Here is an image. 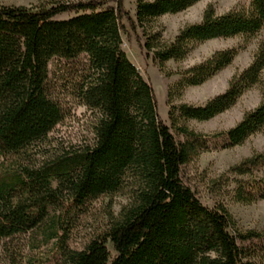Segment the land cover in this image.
<instances>
[{
  "label": "trees",
  "instance_id": "16d2710c",
  "mask_svg": "<svg viewBox=\"0 0 264 264\" xmlns=\"http://www.w3.org/2000/svg\"><path fill=\"white\" fill-rule=\"evenodd\" d=\"M198 1L135 0L134 14L124 0H48L36 9L0 3V241L10 245L13 263L264 264V231H240L224 204L204 205L184 180L185 166L201 153L264 134V40L224 92L202 105L171 104L170 125L122 48L123 37L133 35L163 69L202 42L264 29V0H250L246 9L223 14L207 5L199 22L169 41L153 30L159 17ZM62 13L73 15L55 19ZM240 49L216 50L178 71L168 101L228 66ZM253 86H262L261 102L229 129L206 135L186 125L224 112ZM70 100L94 113V138L52 150L49 134ZM227 174L215 191L231 188L241 203L264 199V151ZM123 189L130 202L106 231L81 249L68 246L70 227L89 205ZM37 233L50 244L44 257L24 253Z\"/></svg>",
  "mask_w": 264,
  "mask_h": 264
},
{
  "label": "rangeland",
  "instance_id": "374dc122",
  "mask_svg": "<svg viewBox=\"0 0 264 264\" xmlns=\"http://www.w3.org/2000/svg\"><path fill=\"white\" fill-rule=\"evenodd\" d=\"M48 0H0L2 4L24 5L29 8H39L46 5ZM250 0H199L192 6L175 14H165L153 22V30L161 31L164 40H171L178 30L186 24L197 23L201 20L204 9L211 4L217 14H223L231 10L246 9ZM126 8L134 14L135 0H124ZM73 13H62L55 17L64 20L71 17ZM264 40V29L258 34L245 37L216 38L195 45L189 55L181 61H168L161 69L151 55H146L141 50L139 43L133 35L124 36L122 48L137 66L143 77L153 88L157 103L159 117L170 125L168 109L171 104L179 105H202L209 98L225 91L231 77L238 71L244 69L251 62L258 44ZM240 47L233 61L225 68L218 71L212 77L200 85L187 87L181 95L175 96L168 101V87L178 78V71L187 69L208 58L216 50ZM51 69H53L51 67ZM54 70V69H53ZM262 86H253L246 90L236 103L224 112L214 116L207 121L187 120L186 125L195 132L202 134H213L225 131L234 126L243 114L255 108L262 100ZM95 115L92 111L82 105L69 101L64 119L55 126L49 134L52 146L68 148L81 147L91 143L94 138L93 124ZM264 151V134L258 132L248 137L242 144L229 148L212 149L203 152L193 158L184 168V180L194 190L200 201L209 207L218 203L224 204L235 221L240 231H264V199L252 203L236 202L231 197V188H223L215 191V181L223 174H227L229 168L241 160L250 157L256 152ZM228 176V174H227ZM130 202V193L123 189L109 196H102L92 202L88 209L81 214L69 229L68 246L81 249L92 238L102 235L112 217H116L120 210ZM35 238L30 236L26 239L24 253L44 257L50 249V244L44 246L42 234L37 233ZM106 246L110 251L112 247L107 241ZM0 241V264H15L8 256L10 245L7 246ZM33 247L36 251L31 252ZM22 264H26L24 261Z\"/></svg>",
  "mask_w": 264,
  "mask_h": 264
}]
</instances>
